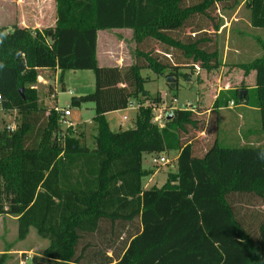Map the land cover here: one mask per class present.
<instances>
[{
  "label": "trees",
  "instance_id": "trees-1",
  "mask_svg": "<svg viewBox=\"0 0 264 264\" xmlns=\"http://www.w3.org/2000/svg\"><path fill=\"white\" fill-rule=\"evenodd\" d=\"M54 2V26H0V109L20 114L13 131L0 129V214L18 216L20 237L33 226L50 240L31 264H264V206L252 228L235 205L239 197L264 204V145L222 146L215 136L196 153L194 144L206 134L210 115L216 125L215 109L230 100H253L264 130V53L236 65L245 75L255 72L252 89L242 83L220 91L205 117L198 108L173 109L162 126L153 119L161 97L149 95L140 73L149 68L174 76L169 88H176L186 64L172 61L175 54L191 68L218 67L217 50L203 45L211 39L194 33L205 26L194 27L186 40L175 33L195 17L213 21L212 11L242 2L250 25L264 28V0ZM218 26L213 23V33ZM111 29H131L142 45L132 64H98L97 31ZM149 41L159 49L145 50ZM40 69L59 70V77L66 70L93 71L94 90L71 98L73 105L94 104L93 147L70 127L61 135V113L39 104ZM133 100L134 126L111 130L105 114ZM171 151L177 152L175 171L161 186L143 188L142 178L153 171L143 168L142 154Z\"/></svg>",
  "mask_w": 264,
  "mask_h": 264
},
{
  "label": "rangeland",
  "instance_id": "rangeland-1",
  "mask_svg": "<svg viewBox=\"0 0 264 264\" xmlns=\"http://www.w3.org/2000/svg\"><path fill=\"white\" fill-rule=\"evenodd\" d=\"M197 1L198 0H183V4H192ZM54 6V0H0V26L5 27L7 30L13 25L25 27H27V25L42 26L43 20L45 26L48 27V25L53 23L55 18ZM249 15V9L246 7L245 3L242 2L238 8L217 9L212 11L211 17L213 21L201 16L195 17L191 25L175 33L177 37L186 40L188 37L193 38L192 31L194 27L205 26L204 29L194 32L196 37L201 35L209 37L211 41L205 42L203 45L209 50H217L219 62L226 57V64H222L221 62V65L211 70H206L201 67L195 68L194 66L191 68L188 65L180 66L179 70L182 72L180 71V74L177 76L176 88H169V82L165 75L157 74L149 68L141 69V75L147 80L144 83V88L149 95L154 97L157 95L158 91H162L164 95V100H162L160 96L161 101L158 103V106L153 108V119L155 123L162 126L167 115L173 109L198 108L202 110L208 107L210 100L213 99L212 93H217L218 87L235 88L238 87L241 82L245 85H249L250 81L244 79V71L232 65L235 62H250L262 56L264 53V28L252 27L250 25ZM37 17L40 21L36 20ZM213 23L219 25V32L213 33ZM116 33L120 38H116ZM104 34L100 36L101 52L102 48L110 43L108 37L113 36L116 40H123L122 43L118 41L110 43L115 57H117L114 59V62L118 57L123 58L121 67L126 66V63H130V61L135 62L137 59L136 49L143 47L140 44H136L131 31H123L121 33L109 32L108 34ZM144 47L145 50L153 48L159 49L158 44L152 41L145 42ZM101 60L102 59L99 61V65L105 66L104 62ZM171 60L180 62L179 65L183 63L177 58L176 54L171 57ZM222 66L227 68H222ZM194 72H196V74H194ZM59 75L60 73L55 76L52 69L44 71L39 70V75L35 84L38 91L39 104L47 108L55 106L60 109L68 108L70 111V115H68L69 119L73 123H80L78 124L79 127L76 126V128H72V134L75 137H79L80 141L88 147H93L94 131L92 130V126L94 125L93 116L95 115L94 105L89 101L82 102L80 105H73L71 103V98L78 97L80 93L87 94L94 90V73L92 70H66L63 72L62 77H59ZM42 77L46 81L43 82ZM248 96L252 100L251 97L253 94L250 91L248 92ZM197 99L199 100L197 101ZM232 101L234 103L235 100ZM252 101L247 103L253 105ZM148 103L149 102H146L145 105ZM235 103L238 104L237 102ZM201 106H203V108ZM237 111L238 110H233V112ZM202 115L204 117L207 116L206 114ZM241 116H244V114ZM134 118L133 116L128 120H124L121 129L133 127L135 123V121H133ZM236 118V116L235 119L233 117L231 118V120L234 121H217L216 125H214L210 115L206 134H199L197 135L198 138L195 139L194 144L196 153H200L201 150H204L215 136L220 138L219 142L222 146H239L234 144L233 141H225V134L227 136L233 133V126L236 123L242 124V127L245 128L248 127V125H253V121H236ZM19 123L20 114L16 110L0 109V129L6 127V125L17 126ZM81 126H85L86 130H81ZM111 129L113 131L119 130L116 126L111 127ZM154 155V153H144L142 155V166L154 173L152 178L149 177V180L148 178H144L142 181L143 184L148 181L150 185H148V188L153 185L159 186L164 183L168 172L172 171L173 167H176L175 151H171L165 155L168 159V163L164 164H153L152 157ZM236 199H234V201L236 200L235 205L238 206L237 210L239 211V217L242 222L252 228L255 227L256 223L261 219L264 206L263 202L259 200H253L251 202L247 197H239ZM18 227L17 215L9 213L0 214V259L3 257L2 264H31L32 257L41 255L50 245V240L40 235L35 227L31 226L24 237L19 236Z\"/></svg>",
  "mask_w": 264,
  "mask_h": 264
},
{
  "label": "crops",
  "instance_id": "crops-1",
  "mask_svg": "<svg viewBox=\"0 0 264 264\" xmlns=\"http://www.w3.org/2000/svg\"><path fill=\"white\" fill-rule=\"evenodd\" d=\"M53 2V1H52ZM39 3V1H38ZM55 8V6H54ZM236 8V7H235ZM238 8V6H237ZM250 16V15H249ZM36 20L40 21V19L37 17ZM35 21V19H34ZM54 23H55V18L53 20V23L51 24L52 26H54ZM42 26H37V25H27V27L29 29H31L32 31H35L36 29L40 30L42 28H45V22L42 20ZM51 25H48V27H51ZM218 29H219V26H218ZM127 32V31H131V29H111V30H98L97 31V47H96V54H97V61H98V64H99V61L100 59H102L101 61L104 62V65L105 66H121L122 64V60L123 58L122 57H118V59L114 62V59L117 58L115 57V53L113 52L112 50V45H110V43H114V41H118V42H121L123 40H116V38L118 39L119 36H117V33H116V38L113 37V36H109L108 37V40H109V44L104 48H102V52H101V47H100V36L103 35L104 33L105 34H108L109 32ZM219 32V30L216 31V33ZM104 34V35H105ZM119 34V33H118ZM192 35H194V33H192ZM132 36H133V33H132ZM120 38V37H119ZM135 41V40H134ZM235 50V49H234ZM239 50V49H238ZM101 57V58H100ZM219 62V61H218ZM221 62L222 64H226V57L222 59V61L219 62V65H221ZM118 63V64H116ZM133 61H130V63H126V65H130L132 64ZM183 63H185L187 65V62L183 60ZM241 62H235L233 63L232 65L234 67H237L236 65L239 64ZM195 68L199 67L198 64H196L194 66ZM222 68H227L225 66H222ZM239 68V67H237ZM240 69V68H239ZM40 70H47V69H40ZM180 71L181 70H178L179 74H180ZM55 76H57L60 72L59 70H53ZM76 72V71H75ZM182 72V71H181ZM194 74H196V72H194ZM162 75H165V74H162ZM245 75V74H244ZM165 77L167 78L168 76L165 75ZM174 77V76H173ZM244 79L250 81L249 82V85H245L243 82H241V84L243 83L247 90L248 89H252L254 87V84H255V72L254 71H251L249 72L247 75H245ZM174 80H175V77H174ZM219 80V79H218ZM42 81H46L45 79H43L42 77ZM170 84V83H169ZM240 84V85H241ZM171 85V84H170ZM175 85V84H174ZM236 88V87H235ZM234 87H231V88H227V87H218L217 89V93H212V100H210V104L208 107L206 108H203V106H201L203 109L201 110V114H206L207 116L212 112L213 113V103L215 101V99L217 98L218 94L220 93V91H227V90H231V89H235ZM245 90L244 89H241L240 90V94L243 95L245 94ZM158 94L162 97V100H164V95H163V92L162 91H158ZM80 95H84V94H79ZM198 95V94H197ZM227 95V93H226ZM197 98V97H196ZM199 99H197L198 101ZM196 101V99H195ZM93 103V102H92ZM94 105V104H93ZM57 107V106H55ZM58 108V107H57ZM60 109V108H59ZM61 109H65V108H61ZM138 109V104L135 100L131 101L129 103V105L124 108V109H119V110H114V111H110V112H107L105 114V117H106V120L108 122V125L111 129V127L113 126H116L118 127L119 129H121L122 125L124 124V120H128L130 119L131 117H135L133 121H135L136 119V114H137V110ZM233 110H238L237 112H233ZM216 111V114H217V121H234V120H231V118L233 117L235 119V116L237 117L236 118V121H253V125H248V127H242V124L240 123H236L233 127H234V131L233 133H230L229 135L226 136L225 134V138L224 140L225 141H233L234 144H237V145H245V144H252V145H263L264 144V130H262L260 128V124H259V111H258V108L254 105H249V103L247 102H242V103H233V101H228L227 103L223 102L221 106H219L217 108V110L215 109ZM214 111V112H215ZM132 113V114H131ZM258 113V114H257ZM114 114V116H113ZM244 116H241L243 115ZM246 115V116H245ZM253 116V117H252ZM67 120H69L70 122H72L69 117L67 116ZM245 118V119H244ZM155 121V120H154ZM258 121V122H257ZM73 123V122H72ZM78 124L80 123H73L74 127L73 128H76V126H78ZM93 126H92V130L94 131V128H95V122L93 120ZM85 125V123H84ZM134 126V125H133ZM79 127V126H78ZM81 130H86L85 129V126H81ZM112 130V129H111ZM261 130V131H260ZM220 139V138H219ZM143 155V154H142ZM176 157H177V152H176ZM174 166V165H172ZM144 168V167H143ZM146 169V168H145ZM176 167H173V170L172 171H175ZM152 175H154V173L148 175V176H145L144 178H148L149 180V177L152 178ZM142 178V181L143 179ZM142 183V187L143 188H148V181H146L145 184ZM163 184V183H162ZM161 184V185H162ZM159 185V186H161ZM150 186V185H149ZM158 186V185H156Z\"/></svg>",
  "mask_w": 264,
  "mask_h": 264
},
{
  "label": "built area",
  "instance_id": "built-area-1",
  "mask_svg": "<svg viewBox=\"0 0 264 264\" xmlns=\"http://www.w3.org/2000/svg\"><path fill=\"white\" fill-rule=\"evenodd\" d=\"M56 110H58L60 113H61V119H60V128L62 130V133L61 135H64L65 133H63V131H65L68 127L70 128H73L74 125L72 122H70L69 120H67V116L70 115V111L68 108H65V109H59L57 107H55ZM6 128L8 131H13L15 128H16V125H6ZM74 129V128H73ZM166 154L161 152L160 154H155L153 157H152V162L153 164L155 165H158V164H164V163H168V159L166 158L165 156Z\"/></svg>",
  "mask_w": 264,
  "mask_h": 264
},
{
  "label": "water",
  "instance_id": "water-1",
  "mask_svg": "<svg viewBox=\"0 0 264 264\" xmlns=\"http://www.w3.org/2000/svg\"><path fill=\"white\" fill-rule=\"evenodd\" d=\"M167 81L171 84V86H174V77L173 76H168ZM170 116L168 115L166 118H169Z\"/></svg>",
  "mask_w": 264,
  "mask_h": 264
}]
</instances>
